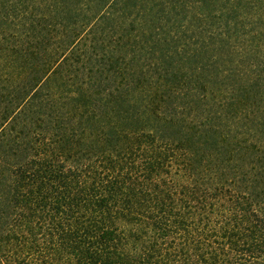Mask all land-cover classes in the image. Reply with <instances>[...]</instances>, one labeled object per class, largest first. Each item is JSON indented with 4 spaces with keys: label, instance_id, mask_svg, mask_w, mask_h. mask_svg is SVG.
<instances>
[{
    "label": "trees",
    "instance_id": "16d2710c",
    "mask_svg": "<svg viewBox=\"0 0 264 264\" xmlns=\"http://www.w3.org/2000/svg\"><path fill=\"white\" fill-rule=\"evenodd\" d=\"M0 264H264V0H0Z\"/></svg>",
    "mask_w": 264,
    "mask_h": 264
}]
</instances>
